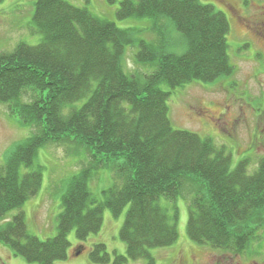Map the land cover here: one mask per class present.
I'll use <instances>...</instances> for the list:
<instances>
[{"label": "trees", "instance_id": "16d2710c", "mask_svg": "<svg viewBox=\"0 0 264 264\" xmlns=\"http://www.w3.org/2000/svg\"><path fill=\"white\" fill-rule=\"evenodd\" d=\"M117 17L149 24L121 28L67 0H37L33 23L41 41L0 52V105L32 130L0 167V244L29 262L55 264L68 257L72 230L78 253L101 230L105 208L117 217L129 206L120 230L126 255L115 252L113 260L96 243L90 259L156 264L150 249L179 237L177 207L170 214L159 201L176 202L190 188L189 238L246 254L264 221V159L253 173L248 160L232 169L231 156L211 137L174 128L168 105L178 87L233 74L227 15L202 0H121ZM177 33L181 46L172 49ZM128 46L150 74L127 69ZM64 143L85 148L90 161L68 180L57 234L42 240L29 233L22 210L39 193L42 172L21 170L34 166L41 147ZM100 170L114 174L102 201L89 187ZM13 210L19 212L3 223Z\"/></svg>", "mask_w": 264, "mask_h": 264}, {"label": "rangeland", "instance_id": "374dc122", "mask_svg": "<svg viewBox=\"0 0 264 264\" xmlns=\"http://www.w3.org/2000/svg\"><path fill=\"white\" fill-rule=\"evenodd\" d=\"M76 6L86 7L93 14L114 21L121 28H147L145 19L121 20L117 10L121 0H67ZM37 0H3L0 3V52L13 50L20 42L38 44L42 34L36 30L33 18ZM223 11L231 25L228 36L229 55L234 65L231 76L213 83L192 82L172 90L169 116L173 127L196 132L202 137H211L219 147H224L231 156V168L244 160L249 161L248 171L253 173L258 162L264 159V0H202ZM142 37L149 38L146 30ZM179 35V36H178ZM172 49L181 46L180 34ZM247 43L252 46L246 47ZM176 45V46H175ZM178 50L181 52L182 49ZM137 48H126V67L150 74L153 68L138 66L133 58ZM165 90L169 87L163 86ZM32 130L23 127L11 116L7 105H0V167L5 163L6 151L15 143L30 136ZM89 153L72 143L48 145L39 149L31 169H40L43 183L39 193L22 207L29 233L42 240L54 237L58 232L59 215L62 212V195L68 180L89 163ZM89 182L93 195L104 199L103 191L113 183L110 170H100ZM187 188L176 202L160 199L162 207L170 214L178 210V240L170 246L150 249L156 264H264V221L258 227L256 238L246 254L199 245L187 233L191 189ZM129 206L115 217L108 208L103 212L101 230L89 236L78 253L79 240L76 230L69 233L68 257L55 264H95L90 259V250L96 243H104L114 260L115 252L126 255V243L120 238ZM19 211L10 212L3 223L12 219ZM1 223V224H3ZM145 260H128L127 264H145ZM0 264H39L15 256L0 244Z\"/></svg>", "mask_w": 264, "mask_h": 264}, {"label": "flooded vegetation", "instance_id": "af4514ba", "mask_svg": "<svg viewBox=\"0 0 264 264\" xmlns=\"http://www.w3.org/2000/svg\"><path fill=\"white\" fill-rule=\"evenodd\" d=\"M262 28H263V30H264V23H262ZM264 32V31H263ZM262 39H263V41H264V33H263V35H262ZM264 43V42H263ZM251 46H252V44L251 43H247L246 44V47H249V49L251 48Z\"/></svg>", "mask_w": 264, "mask_h": 264}]
</instances>
